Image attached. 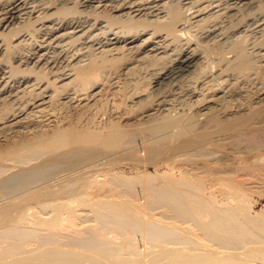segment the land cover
<instances>
[{"label":"bare ground","instance_id":"obj_1","mask_svg":"<svg viewBox=\"0 0 264 264\" xmlns=\"http://www.w3.org/2000/svg\"><path fill=\"white\" fill-rule=\"evenodd\" d=\"M257 189L264 0H0V264H264Z\"/></svg>","mask_w":264,"mask_h":264},{"label":"rangeland","instance_id":"obj_2","mask_svg":"<svg viewBox=\"0 0 264 264\" xmlns=\"http://www.w3.org/2000/svg\"><path fill=\"white\" fill-rule=\"evenodd\" d=\"M120 161L118 163L114 162V165H113V163L110 165L112 168L111 171L115 170V171H123L125 173H129V172L136 170L135 168H133L131 162H129L128 160L127 161L126 160H120ZM139 169H143V168L140 167ZM152 169H153L152 167H147L148 171H153ZM254 190H256V188H254ZM257 191H259V190L257 189ZM252 199L254 201L253 202L254 207H252V209L254 211H259L261 209L262 205L264 204V193H262L261 191L253 192L252 193ZM88 223H90V221H84V222L80 223L78 225V227L79 226H85ZM31 245H28L27 248H32V247L36 246L35 244H31Z\"/></svg>","mask_w":264,"mask_h":264}]
</instances>
